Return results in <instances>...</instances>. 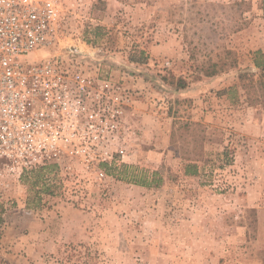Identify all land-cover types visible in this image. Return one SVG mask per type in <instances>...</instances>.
I'll use <instances>...</instances> for the list:
<instances>
[{
	"label": "rangeland",
	"instance_id": "rangeland-1",
	"mask_svg": "<svg viewBox=\"0 0 264 264\" xmlns=\"http://www.w3.org/2000/svg\"><path fill=\"white\" fill-rule=\"evenodd\" d=\"M65 10L52 54L76 49L133 92L127 156L83 190L51 166L0 192V264H264L262 0Z\"/></svg>",
	"mask_w": 264,
	"mask_h": 264
},
{
	"label": "built area",
	"instance_id": "built-area-1",
	"mask_svg": "<svg viewBox=\"0 0 264 264\" xmlns=\"http://www.w3.org/2000/svg\"><path fill=\"white\" fill-rule=\"evenodd\" d=\"M80 1L0 0V192L51 166L76 189L80 175L106 182L125 163L133 92L91 74L76 49L52 54Z\"/></svg>",
	"mask_w": 264,
	"mask_h": 264
},
{
	"label": "trees",
	"instance_id": "trees-1",
	"mask_svg": "<svg viewBox=\"0 0 264 264\" xmlns=\"http://www.w3.org/2000/svg\"><path fill=\"white\" fill-rule=\"evenodd\" d=\"M262 5H263V10H264V0H262ZM180 83H182L181 89L186 88L185 82H182L181 80ZM185 170H186V173H185L186 176H196L198 174L199 168H198V165L195 163V161L192 160V161H189L188 164H186ZM143 185L148 186V184H144V183Z\"/></svg>",
	"mask_w": 264,
	"mask_h": 264
}]
</instances>
